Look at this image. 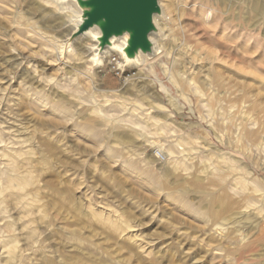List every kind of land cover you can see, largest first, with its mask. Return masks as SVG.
<instances>
[{
	"label": "rangeland",
	"instance_id": "374dc122",
	"mask_svg": "<svg viewBox=\"0 0 264 264\" xmlns=\"http://www.w3.org/2000/svg\"><path fill=\"white\" fill-rule=\"evenodd\" d=\"M16 1L28 35L42 38L18 45L0 13V264H227L210 260L208 216L223 234L234 225L243 231L238 256L226 250L235 256L229 264H264V232L243 230L256 206L250 198L264 206V0H160V31L151 35L159 53L119 69L120 53L111 52L104 65L86 66L88 76L64 63L67 44L57 61L42 54L64 38L61 27L28 10L32 0ZM19 51L26 59L17 69L8 59ZM213 66L225 89L211 82ZM21 79L68 106L73 119L22 100ZM144 115L167 127L143 126ZM86 122L101 141L83 131ZM245 124L259 148L247 142ZM124 160L140 165L128 169ZM8 163L19 176L10 183ZM148 167L159 189L139 176Z\"/></svg>",
	"mask_w": 264,
	"mask_h": 264
},
{
	"label": "bare ground",
	"instance_id": "6f19581e",
	"mask_svg": "<svg viewBox=\"0 0 264 264\" xmlns=\"http://www.w3.org/2000/svg\"><path fill=\"white\" fill-rule=\"evenodd\" d=\"M13 2L16 3L17 1L16 0H0V13L3 14L5 16V18L12 24V26H10V27H12V29L10 28L12 30L10 35L14 38L13 40L15 41V43H17V44L19 43L20 45L22 43H24L22 38H28L29 37L28 39H30L31 41L36 40V42H37L40 38H42V36L36 31H33L31 34L28 35V33L30 32V30L28 28V25H27V23L24 24L22 22V19H21L22 15H20L18 10L17 11L13 10L12 6L15 5V4L13 5ZM159 5L162 6V3H161L160 0H159ZM79 6H80V4H79L78 0H32V2H30V5L28 7L29 9L28 8L27 9L31 10V11L32 10L36 11L35 13H37V15H39L40 17H47L46 21H48V19H49V21L52 23V25H54V26H56L58 28L61 27V34L65 38V39L64 38H59V39H57V40H55V41H53L51 43L46 44L49 47L48 49H41L40 48L41 46H39V48L42 51V54L45 55L46 58H48V60H51V61L52 60H55V61L59 60L62 57V53L64 51V47L67 44L68 40H69L68 47H70V50L68 51L67 56H66L67 61L64 62V63L68 62L67 64H70V65L72 64L71 68L73 70L78 71L79 74L81 73L82 76H88L87 75L88 71L86 70V66H90L91 67L93 65H98V66L104 65V62L107 60V56H109V53L111 54V52H115L116 51V52L120 53L121 62H118V64L116 62L117 67L119 69H125V67L127 65L131 64V63L138 64V65L143 63V65H145L146 63H144V60H145V62L147 61L146 58H145V55H149V56L151 55L152 56V55H155L156 53L157 54L159 53L158 49H157V47H159L157 44H159V43L155 40V38L152 37L153 36L152 35L153 32L151 34L152 36H150V39L152 41V46H153L152 51L148 52V53H145V52L139 50V51L136 52V54L134 56H129L126 53V51H125L126 44L128 42L127 40H128V37H129V34L127 32H125V33H123L122 35H119V36H112L110 38L109 44H107L103 48H101V46H100L101 31H100V28L98 27V25L91 26L86 31H84L82 34H80L78 37H76L73 40H71L70 34H72L73 31H75L78 28V26L81 24V22L84 19L83 18V9L84 8H82L80 10ZM165 11H166L165 15H167V16L169 15L170 16L168 10L166 9ZM49 14H52V15H49ZM154 22H155V18H154ZM70 40H71V42H70ZM156 42H157V44H156ZM10 45H11V43H10ZM15 49H16V51H15ZM12 50L14 52L18 51L17 48H12L11 51ZM38 51L41 52L40 50H38ZM17 54L18 55L12 56L8 60L12 62V66L13 67H17V69H18V67H21L23 65V63H24L26 58L23 56V54L20 51ZM75 58L76 59H80V61L74 60ZM8 63H10V62H8ZM80 67H82V68H80ZM151 68H150V71H152ZM27 69L29 70L28 73L30 72L29 75H31L32 78L35 79L40 85H42L44 83L45 77L43 79L40 75H38L36 64L28 62ZM222 75H223V73H222V71L220 69H218L216 66L212 67V79H211V82L215 83L216 85H218L220 87H224V89H225L227 87V84L223 82ZM7 81H9V79ZM23 82L24 81H22V79L18 80V85L20 84V86H21L19 88H21V91H22L21 92V94H22L21 97H23L22 100L25 99L26 100L25 102H27L30 105L35 106V107H38V106H40L43 103L44 104L45 103L51 104V106L53 108H57V109L61 110V114H62V116L64 118H67L69 120L73 119L72 118L73 116H72V113H71L72 111L69 110L70 108H68V106H66L65 104H63L61 102H59V103L53 102L47 94L43 93L41 90L36 89L35 87H33L31 85H27V84H25ZM74 83L75 82H74L73 79H71V78L68 79V84L71 85V86L73 85L71 87V89H73L72 91L81 92L82 91L81 89H83L81 87V84L78 83V85L80 86L79 87L78 85H76V83L75 84ZM84 89H85V87H84ZM132 117L134 119L135 118H139L138 113H132ZM141 118H142V121L141 120L140 121H141L142 125H143V122H144V124L145 123L147 124L149 122H152L154 124H159L160 123V119L158 117H155V116L148 117V116L144 115ZM98 119H100V117H98ZM137 120L138 119H136V121ZM165 122L164 123H160L163 128L167 127V124ZM94 123H95V121H94ZM132 123H133V121H132ZM81 128L83 129V131L85 133H87L90 136H93L97 140V142L102 140L101 139V137H102L101 136V132L102 131L99 130L98 128H96L95 124H93L91 122H86V123H84V125ZM243 132H244V136H245L247 142L250 145H254L257 148H259V143H257L259 141V138H260L258 132H255V131L251 130L247 124H245ZM4 133H6V132H4ZM103 133L105 134V132H103ZM17 141H18V139H17ZM178 141H179V139H178ZM180 145H181V143H180ZM171 149H170L171 152L178 151V150H173V149L171 150ZM13 153H15V151ZM17 153H16V155H17ZM114 153L117 155V151H115ZM179 153H180V151H179ZM8 154H10V153H8ZM18 155H20V153H18ZM18 155L16 157H18ZM10 159H13V157H11ZM10 159H7V160L10 161ZM4 160H6V159H4ZM124 162H125V160H124ZM137 163L138 162L136 160L135 161H128L127 160L125 162V166L124 167L128 168V169H132L134 166L140 165L139 163L138 164ZM13 164L12 163H8V165H7L8 166V170H9L7 178H6V182L7 183H10L13 179L17 180L16 177L19 178L18 174L14 173V171H13L15 169V168L13 169V167H14ZM0 165H2V163ZM139 176L143 178V180L146 182L147 185H151L150 187H152L154 190L160 188V182H159L160 177L157 176L156 174H154V172L151 170V168L149 169V167H148V168L143 169V171L139 173ZM172 196H173L174 200L178 201L179 204H181V206L184 209L190 210L193 213L197 212V210L192 209V206H191L190 202L182 194H180L179 196H175V195H172ZM254 198L255 197L250 198V200H249L250 202L248 201L252 205L256 204V206L254 207V209H252L253 210L252 217H251V219L249 218L250 221L246 225L243 226V227H245V229H243V230H252L254 228L255 229L257 228V229H260L261 232L263 233L264 232V213H263L264 212V206H262V204H257V200H256V198L255 199ZM197 207L200 208L199 205H197ZM248 207H249V204H248ZM198 211H200V210H198ZM200 212H202V211H200ZM208 212H210V210ZM197 214H199V213H197ZM200 214H203V213H200ZM200 214H199V216H200ZM208 215L209 214H207V216ZM248 217H249V215H248ZM203 218H205L204 214H203ZM203 224L207 227L206 230L210 234H213L214 238L216 239L215 243L213 245L210 244V246H209L210 247V252H209L210 260L217 262L220 259H223V260L225 259V262H227V264H229L230 260L234 259L235 256L233 257L232 254H226V250H234L235 254H237V256H238V253H236L237 247L239 248V245H238L239 241L237 240V238L240 239L239 235H243V231L241 230L239 225H234L233 228L231 229V231L229 230L230 232H228L226 234H223V233L220 232L221 230L218 231L219 228L216 225L215 226L213 224L210 225L209 216H208L207 220L206 219L204 220ZM241 239H243V236H242Z\"/></svg>",
	"mask_w": 264,
	"mask_h": 264
},
{
	"label": "water",
	"instance_id": "95a60500",
	"mask_svg": "<svg viewBox=\"0 0 264 264\" xmlns=\"http://www.w3.org/2000/svg\"><path fill=\"white\" fill-rule=\"evenodd\" d=\"M78 2L79 9L84 8V19L70 34L71 40L91 26L98 25L101 31V48L109 44L112 36L127 32L129 37L125 51L129 56H134L139 50L145 53L152 51L150 36L152 32L154 35L160 31L154 18L163 14L159 0H78Z\"/></svg>",
	"mask_w": 264,
	"mask_h": 264
},
{
	"label": "built area",
	"instance_id": "2783aa9c",
	"mask_svg": "<svg viewBox=\"0 0 264 264\" xmlns=\"http://www.w3.org/2000/svg\"><path fill=\"white\" fill-rule=\"evenodd\" d=\"M113 61H116V57H114L113 58ZM116 67V66H115ZM117 68V67H116ZM157 158L159 159V160H165V155H164V153H162L161 151L160 152H158L157 153Z\"/></svg>",
	"mask_w": 264,
	"mask_h": 264
}]
</instances>
